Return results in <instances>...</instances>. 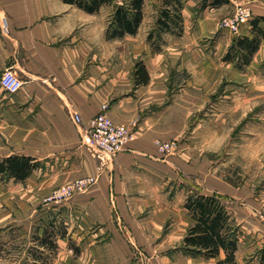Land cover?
Returning a JSON list of instances; mask_svg holds the SVG:
<instances>
[{
	"label": "crops",
	"instance_id": "obj_1",
	"mask_svg": "<svg viewBox=\"0 0 264 264\" xmlns=\"http://www.w3.org/2000/svg\"><path fill=\"white\" fill-rule=\"evenodd\" d=\"M162 1H144L136 34L106 39L112 3L88 13L63 0H0V21L6 20L7 29H0V74L10 68L23 80L13 94L0 87V159L17 154L39 162L23 182L15 181L24 191L13 200H25L33 215L56 187L95 179L69 199L38 209L32 231L41 236L39 223L48 225L56 243L49 264L174 263L190 224L183 207L188 191L231 197L240 205L237 220L223 201L238 228L264 234L257 214L262 200L250 183H226L221 174L209 179L208 172L218 169L209 167L204 147L183 145L165 155L155 144L178 139L191 123L203 128L189 117L223 71L243 88L264 91V41L243 70L222 59L237 35L250 37L251 21L236 36L218 28L236 4L249 6L251 19L264 18V0H181V32H165L161 50L152 52L146 36ZM258 26L264 28V20ZM137 59L149 77L138 86L132 80ZM180 74L186 77L178 83ZM102 105L109 118L131 131L112 160L82 143V126L73 120L78 113L88 123Z\"/></svg>",
	"mask_w": 264,
	"mask_h": 264
},
{
	"label": "rangeland",
	"instance_id": "obj_2",
	"mask_svg": "<svg viewBox=\"0 0 264 264\" xmlns=\"http://www.w3.org/2000/svg\"><path fill=\"white\" fill-rule=\"evenodd\" d=\"M222 74L210 93L202 98L201 106L189 117V123L202 121L203 128L195 129L191 123L178 139L168 140L173 143L168 153L162 152L156 142L155 144L158 151L165 155L176 153L186 145L195 151L204 147L209 167L218 169L208 172L209 179L212 174H221L226 183H250L255 196L262 200L257 217L264 220V91L243 88L242 82H234L230 72L223 71ZM185 77V74H180L176 80L180 83ZM5 145L9 146V143ZM209 186H212V182ZM23 188L22 183L15 184L13 179L0 181V264H49L55 257L56 249L52 250L38 242L45 228L39 223L43 232L41 236H37L32 231V224L38 220V209L42 207V203H52L44 200L50 193L41 198V203L34 207L35 211L31 215L29 207L24 204L25 200L22 204L13 200V197L23 193ZM69 198L57 201L63 202ZM223 199L230 207L233 218L237 220L236 217H241L238 202L229 196ZM238 235V264H264L260 262L264 234L258 230L252 232L240 225ZM172 259L174 263L161 264L215 262L194 259L183 252L176 253Z\"/></svg>",
	"mask_w": 264,
	"mask_h": 264
},
{
	"label": "trees",
	"instance_id": "obj_3",
	"mask_svg": "<svg viewBox=\"0 0 264 264\" xmlns=\"http://www.w3.org/2000/svg\"><path fill=\"white\" fill-rule=\"evenodd\" d=\"M80 7L85 12H97L102 5L113 4V12L108 18L105 31L106 39L121 38L125 34H136L143 17L145 0H63ZM216 0H213L214 4ZM181 0H163L159 7L154 26L147 33V41L152 52H159L164 43L165 32L182 30ZM264 18L251 19L252 30L249 36L237 35L223 55V60L234 62L243 70L250 63L252 55L264 41V28L258 26ZM132 80L136 86L148 83V72L141 59L134 63ZM264 74V61L261 65ZM39 162L30 156L11 154L0 159V181L25 180ZM183 204L190 217V224L180 244V251L185 255L206 260L213 259L214 264H238L237 249L239 228L232 221L230 209L217 194H204L194 191L186 193ZM38 242L50 249H56L52 227H44ZM51 228V230H50ZM260 262H264V246L260 251Z\"/></svg>",
	"mask_w": 264,
	"mask_h": 264
},
{
	"label": "built area",
	"instance_id": "obj_4",
	"mask_svg": "<svg viewBox=\"0 0 264 264\" xmlns=\"http://www.w3.org/2000/svg\"><path fill=\"white\" fill-rule=\"evenodd\" d=\"M252 18L251 8L244 4H236L234 12L226 17L221 18L218 22L219 29H225L232 35L239 33L240 27L250 22ZM0 29L6 32V20L0 21ZM23 80L15 71L5 69L0 74V87L9 94H13L22 88ZM106 105H102L101 112L92 117L88 123H83L78 113L73 115L76 124L82 126L81 141L82 143L98 157L107 160L114 159L116 153L126 147L130 141L131 131L127 125L115 123L106 114ZM162 152H169L173 143L168 141H156ZM94 184V178L86 176L84 178L73 179L70 182L57 187L49 195L44 197L45 202H55L60 199L70 197V195L84 191L88 186Z\"/></svg>",
	"mask_w": 264,
	"mask_h": 264
}]
</instances>
